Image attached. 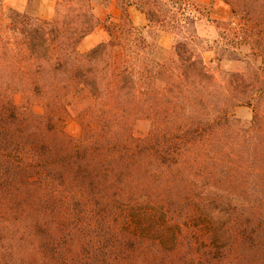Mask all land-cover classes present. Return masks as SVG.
<instances>
[{"label":"trees","instance_id":"trees-1","mask_svg":"<svg viewBox=\"0 0 264 264\" xmlns=\"http://www.w3.org/2000/svg\"><path fill=\"white\" fill-rule=\"evenodd\" d=\"M52 1L0 0V264H264V79L206 63L196 0Z\"/></svg>","mask_w":264,"mask_h":264},{"label":"rangeland","instance_id":"rangeland-1","mask_svg":"<svg viewBox=\"0 0 264 264\" xmlns=\"http://www.w3.org/2000/svg\"><path fill=\"white\" fill-rule=\"evenodd\" d=\"M258 2L255 10V18L259 19L257 26L248 22L250 18L236 16L233 8L222 0L194 2L198 18L197 35L204 51V59L209 66H218L220 72L230 79L235 76H249L252 73L264 79V0ZM3 3L6 16L10 14V10H16L46 20L54 17L55 2L52 0H3ZM93 3L97 17L106 21L111 11L105 2L93 0ZM117 13L120 15V12ZM130 16L136 27L147 26V19L140 11L131 9ZM104 39H108V32L101 27L87 39L85 46H81L80 50L85 52L88 44ZM153 39L158 40L161 47L158 58H168L174 46V39L159 31L152 35ZM238 116L243 121H249L252 111L247 108L240 109ZM67 130L75 137L81 134V128L76 122L69 124Z\"/></svg>","mask_w":264,"mask_h":264},{"label":"crops","instance_id":"crops-1","mask_svg":"<svg viewBox=\"0 0 264 264\" xmlns=\"http://www.w3.org/2000/svg\"><path fill=\"white\" fill-rule=\"evenodd\" d=\"M105 5H106V4H105ZM106 7H107V6H106ZM107 8L111 11V13L109 14V16H110V15L119 16L117 12H120V11L116 9L115 5H112V6L107 7ZM15 11H16V10H15ZM115 12H116V13H115ZM96 16H97V15H96ZM109 16H108V17H109ZM38 18H39V17H38ZM100 20H101V19H100ZM101 21H102V20H101ZM102 22H105V21H102ZM99 28H101V27H99ZM99 28H98V29H99ZM98 29H96L91 35H89L86 39H84L83 42L81 43L80 47H81V46H85V42L87 41V39L91 38V37L95 34V32H96ZM104 41H106V39L88 44V45L86 46V51H89V50L93 49L94 47H96L97 45H99L100 43H102V42H104ZM86 51H85V52H86Z\"/></svg>","mask_w":264,"mask_h":264}]
</instances>
